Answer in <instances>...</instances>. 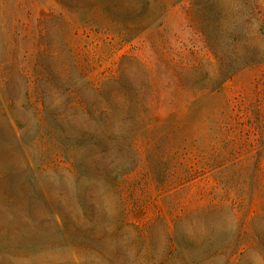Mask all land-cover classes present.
<instances>
[{
    "label": "rangeland",
    "instance_id": "374dc122",
    "mask_svg": "<svg viewBox=\"0 0 264 264\" xmlns=\"http://www.w3.org/2000/svg\"><path fill=\"white\" fill-rule=\"evenodd\" d=\"M0 264H264V0H0Z\"/></svg>",
    "mask_w": 264,
    "mask_h": 264
}]
</instances>
